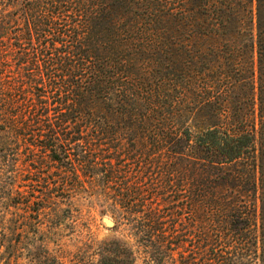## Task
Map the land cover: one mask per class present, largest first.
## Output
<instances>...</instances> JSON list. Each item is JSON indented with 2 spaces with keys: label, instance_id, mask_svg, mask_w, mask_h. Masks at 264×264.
Returning a JSON list of instances; mask_svg holds the SVG:
<instances>
[{
  "label": "trees",
  "instance_id": "16d2710c",
  "mask_svg": "<svg viewBox=\"0 0 264 264\" xmlns=\"http://www.w3.org/2000/svg\"><path fill=\"white\" fill-rule=\"evenodd\" d=\"M0 148L113 209L97 264H264V0H0Z\"/></svg>",
  "mask_w": 264,
  "mask_h": 264
},
{
  "label": "rangeland",
  "instance_id": "374dc122",
  "mask_svg": "<svg viewBox=\"0 0 264 264\" xmlns=\"http://www.w3.org/2000/svg\"><path fill=\"white\" fill-rule=\"evenodd\" d=\"M10 149L0 148V238L6 234L14 240L10 264H97L102 242L122 237L102 222L113 209L72 197L37 213L32 163L23 148Z\"/></svg>",
  "mask_w": 264,
  "mask_h": 264
},
{
  "label": "water",
  "instance_id": "95a60500",
  "mask_svg": "<svg viewBox=\"0 0 264 264\" xmlns=\"http://www.w3.org/2000/svg\"><path fill=\"white\" fill-rule=\"evenodd\" d=\"M102 222L107 226V227H113L114 226V220L112 217L109 216H103L102 217Z\"/></svg>",
  "mask_w": 264,
  "mask_h": 264
}]
</instances>
